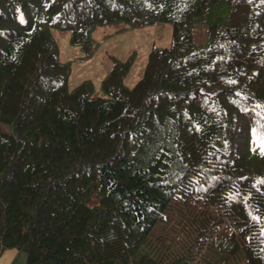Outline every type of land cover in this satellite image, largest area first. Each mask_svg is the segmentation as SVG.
I'll return each instance as SVG.
<instances>
[{
  "label": "trees",
  "instance_id": "16d2710c",
  "mask_svg": "<svg viewBox=\"0 0 264 264\" xmlns=\"http://www.w3.org/2000/svg\"><path fill=\"white\" fill-rule=\"evenodd\" d=\"M214 1L0 0V251L159 264L139 251L164 221L190 224L222 262L264 264V152L251 148L264 142V0H226L228 22L198 46L194 20ZM160 20L172 43L153 46L132 86L130 59L114 60L107 96L69 90L44 28L88 49L97 22Z\"/></svg>",
  "mask_w": 264,
  "mask_h": 264
},
{
  "label": "rangeland",
  "instance_id": "374dc122",
  "mask_svg": "<svg viewBox=\"0 0 264 264\" xmlns=\"http://www.w3.org/2000/svg\"><path fill=\"white\" fill-rule=\"evenodd\" d=\"M229 12L230 7L226 0H216L203 15L195 18L193 35L196 45H206L208 25L214 22L227 23ZM44 28L46 35L58 50L59 59L69 65V90L85 83L94 95L107 96L102 83L114 60L130 59L124 83L132 86L141 78L153 46L165 47L172 43V23L162 20L144 26L131 25L124 21L97 22L87 33L90 39L88 49L72 41L71 30L68 28H59L52 23L44 24ZM0 126L5 130L10 128V125L2 122ZM262 145L264 142L260 141L252 144L254 155L264 152ZM190 229V224L184 222L158 223L139 253H150L158 259L159 264L244 263L239 255L226 263L222 262L220 258L215 257L219 256V250L216 252L213 247L207 249L203 244H194ZM220 236L218 232L217 237ZM25 261L26 252L19 250L11 264H25Z\"/></svg>",
  "mask_w": 264,
  "mask_h": 264
},
{
  "label": "crops",
  "instance_id": "0c3cea01",
  "mask_svg": "<svg viewBox=\"0 0 264 264\" xmlns=\"http://www.w3.org/2000/svg\"><path fill=\"white\" fill-rule=\"evenodd\" d=\"M16 253L17 249L15 248L0 251V264H11Z\"/></svg>",
  "mask_w": 264,
  "mask_h": 264
},
{
  "label": "snow or ice",
  "instance_id": "6c2138e0",
  "mask_svg": "<svg viewBox=\"0 0 264 264\" xmlns=\"http://www.w3.org/2000/svg\"><path fill=\"white\" fill-rule=\"evenodd\" d=\"M262 146H264V145H262Z\"/></svg>",
  "mask_w": 264,
  "mask_h": 264
}]
</instances>
